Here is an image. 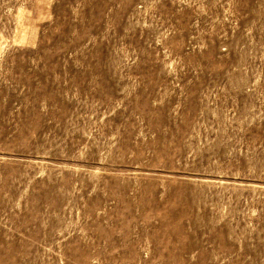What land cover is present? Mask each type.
Instances as JSON below:
<instances>
[{
    "label": "rangeland",
    "instance_id": "374dc122",
    "mask_svg": "<svg viewBox=\"0 0 264 264\" xmlns=\"http://www.w3.org/2000/svg\"><path fill=\"white\" fill-rule=\"evenodd\" d=\"M0 264H264V0H0Z\"/></svg>",
    "mask_w": 264,
    "mask_h": 264
}]
</instances>
